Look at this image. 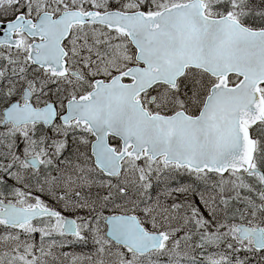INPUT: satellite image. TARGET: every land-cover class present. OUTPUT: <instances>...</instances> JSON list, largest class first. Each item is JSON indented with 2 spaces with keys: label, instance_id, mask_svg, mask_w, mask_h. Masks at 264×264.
<instances>
[{
  "label": "snow or ice",
  "instance_id": "1",
  "mask_svg": "<svg viewBox=\"0 0 264 264\" xmlns=\"http://www.w3.org/2000/svg\"><path fill=\"white\" fill-rule=\"evenodd\" d=\"M0 264H264V0H0Z\"/></svg>",
  "mask_w": 264,
  "mask_h": 264
}]
</instances>
